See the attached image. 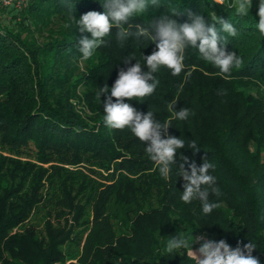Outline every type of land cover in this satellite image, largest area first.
Instances as JSON below:
<instances>
[{
	"label": "trees",
	"instance_id": "trees-1",
	"mask_svg": "<svg viewBox=\"0 0 264 264\" xmlns=\"http://www.w3.org/2000/svg\"><path fill=\"white\" fill-rule=\"evenodd\" d=\"M159 2L134 18L133 32L136 24L147 26L165 15L179 23L189 22V13L208 23L222 17L237 29L236 36L221 33L226 49L243 60L225 79L189 47L179 76L161 67L152 95L125 100L169 120L168 134L185 142L168 179L129 129L103 123V102L119 72L137 62L143 66L156 43L135 35L120 42L114 27L82 60L79 41L91 34L81 32L74 18L104 12L102 0L0 6V264H195L188 250L163 251L181 232L192 233L193 240L224 239L232 248L251 241L264 264L260 0H253L247 16L236 14L233 0ZM105 85L109 93L99 99ZM184 107L187 119H174L173 112ZM193 141L197 152L190 149ZM181 155L198 166L204 157L214 165L209 173L219 195L210 192L208 202L219 206L207 215L199 200L180 199Z\"/></svg>",
	"mask_w": 264,
	"mask_h": 264
},
{
	"label": "clouds",
	"instance_id": "clouds-1",
	"mask_svg": "<svg viewBox=\"0 0 264 264\" xmlns=\"http://www.w3.org/2000/svg\"><path fill=\"white\" fill-rule=\"evenodd\" d=\"M102 4L104 12L89 11L78 20L74 18V23L81 32L91 34V38L85 35L79 41L82 60H88L94 55L95 50L104 42V38L111 34L114 27L120 42L135 35L138 41L145 37L156 43V50L150 55H144V65L148 71L145 72L144 65L137 62L119 72L111 86L110 94L103 102V123L110 129H129L146 145L145 152L159 167L161 176L168 179L171 165H176L177 150L184 148L185 142L168 134L171 127L169 120L161 122L155 119L152 110L145 114L125 100L141 102L143 98L152 95L159 84L154 74L161 67L170 69L173 76H179L184 70L185 51L189 47L196 49L200 59L218 68L223 78L228 79L232 69H239L243 60L235 51H227L225 38L221 33L236 36L237 29L222 17H211L212 22L208 23L203 15L189 13V22L179 23L165 15L152 19L147 26L136 24V31L133 32L134 18L145 14L152 7L158 8L159 0H102ZM252 4L253 0H233L230 6L235 8L237 15L247 16ZM257 14L259 20L256 27L264 36V0H260ZM132 58L133 56L124 60V63H129ZM101 93H109V86L105 85L99 90V99ZM173 107L174 105H169L170 110ZM189 114L190 110L184 107L179 111L175 110L173 118L185 120ZM190 149H196L193 152L199 151L195 141L191 143ZM182 159L184 162L176 168L178 176H182L185 181L180 199L189 204L193 200H199L203 214L207 215L219 206L208 202L210 192L219 195L215 177L209 173L210 169H214V165L205 157L203 164L199 166L194 160L189 161L183 156ZM192 236V233L181 232L179 236L170 238L164 247V253L178 254L182 249L188 250L187 254L195 264H260L259 258L253 255L256 246L251 241L243 247L238 245L232 248L224 239L216 241L196 237L193 240ZM201 241L200 247L194 251L193 244Z\"/></svg>",
	"mask_w": 264,
	"mask_h": 264
},
{
	"label": "built area",
	"instance_id": "built-area-1",
	"mask_svg": "<svg viewBox=\"0 0 264 264\" xmlns=\"http://www.w3.org/2000/svg\"><path fill=\"white\" fill-rule=\"evenodd\" d=\"M26 0H0V6H10L15 5L16 7H21Z\"/></svg>",
	"mask_w": 264,
	"mask_h": 264
},
{
	"label": "rangeland",
	"instance_id": "rangeland-1",
	"mask_svg": "<svg viewBox=\"0 0 264 264\" xmlns=\"http://www.w3.org/2000/svg\"><path fill=\"white\" fill-rule=\"evenodd\" d=\"M263 155H264V153H263ZM201 237H203L204 239H207V240H212L208 235H203V236H201ZM201 243H202V241H201ZM199 247H200V244H198L197 247L193 248V250L195 251V250H197Z\"/></svg>",
	"mask_w": 264,
	"mask_h": 264
}]
</instances>
